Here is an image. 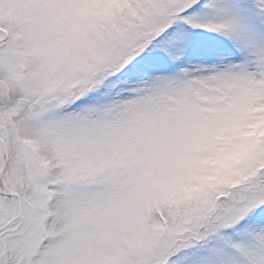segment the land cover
I'll use <instances>...</instances> for the list:
<instances>
[{
    "label": "rangeland",
    "instance_id": "1",
    "mask_svg": "<svg viewBox=\"0 0 264 264\" xmlns=\"http://www.w3.org/2000/svg\"><path fill=\"white\" fill-rule=\"evenodd\" d=\"M0 26V226L26 217L0 264H264V0H0Z\"/></svg>",
    "mask_w": 264,
    "mask_h": 264
},
{
    "label": "flooded vegetation",
    "instance_id": "2",
    "mask_svg": "<svg viewBox=\"0 0 264 264\" xmlns=\"http://www.w3.org/2000/svg\"><path fill=\"white\" fill-rule=\"evenodd\" d=\"M0 37L2 38V39H0V45L1 44H3L4 42H5V40H6V34H5V31L1 28V26H0ZM23 161L20 165H19V163H20V161ZM35 163V162H34ZM17 164H18V166H23L24 167V172L28 175V174H30V171L32 170V168H34V167H32V164H31V162L27 159V157L26 156H23L22 158H20L19 159V161L17 162ZM34 195V194H33ZM20 202V201H19ZM21 204V203H20ZM21 208H22V205H21ZM4 216L5 217H7V219L3 222V224L1 225V226H5L6 224H8V223H12V219H13V217H14V215H12L11 216V214H8V215H5L4 214ZM4 217V218H5ZM33 214H30V217H29V220L25 223V227H24V229L26 230V229H28L30 226H31V224H32V221H33ZM25 220H26V217H23V215H22V213H21V218H20V220H18V221H16V222H14L13 223V225L16 223V224H20L21 226H22V224H24V222H25ZM0 226V227H1ZM11 229V228H10ZM10 229H9V231H10ZM32 231L33 232H36L37 234H38V236H40L41 235V232L39 231V229L37 228V227H32ZM7 233H9V232H7Z\"/></svg>",
    "mask_w": 264,
    "mask_h": 264
},
{
    "label": "water",
    "instance_id": "3",
    "mask_svg": "<svg viewBox=\"0 0 264 264\" xmlns=\"http://www.w3.org/2000/svg\"><path fill=\"white\" fill-rule=\"evenodd\" d=\"M10 74L15 78L16 81L21 82L23 79V73H22V69L19 66H15L10 70ZM4 153H5V158L4 161L2 163L1 166V172L4 171L5 169V165H6V161H7V155H6V150L4 148ZM23 161L21 160L19 165L22 163ZM38 176V172H33L30 175L27 176L28 179H35ZM17 211H18V217L21 215V207L20 204L17 203ZM4 231V226L0 228V232Z\"/></svg>",
    "mask_w": 264,
    "mask_h": 264
}]
</instances>
